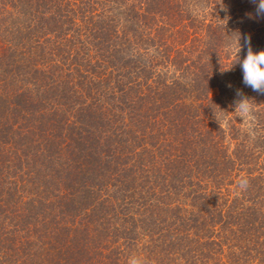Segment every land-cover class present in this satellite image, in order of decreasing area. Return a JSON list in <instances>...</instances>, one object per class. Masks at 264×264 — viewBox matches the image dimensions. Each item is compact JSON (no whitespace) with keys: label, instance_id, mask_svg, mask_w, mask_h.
Masks as SVG:
<instances>
[{"label":"trees","instance_id":"trees-1","mask_svg":"<svg viewBox=\"0 0 264 264\" xmlns=\"http://www.w3.org/2000/svg\"><path fill=\"white\" fill-rule=\"evenodd\" d=\"M222 5L0 0V264H264V17Z\"/></svg>","mask_w":264,"mask_h":264},{"label":"clouds","instance_id":"clouds-1","mask_svg":"<svg viewBox=\"0 0 264 264\" xmlns=\"http://www.w3.org/2000/svg\"><path fill=\"white\" fill-rule=\"evenodd\" d=\"M251 2L255 5L256 16L264 17V0H251ZM237 34L235 40L236 60L233 65L237 63L240 65L245 86L250 87L259 94H264V50L254 52L250 43V37L247 35L243 37L244 43L242 45L241 36L239 33ZM242 47L246 48V55L243 59H240L239 53ZM236 96L238 98L234 100V111H238L240 116L246 120H253L254 111L251 103L252 100L245 96L240 90H237ZM239 186L241 189H246L248 186L247 180H242ZM128 264H144V261L140 257L132 256L129 258Z\"/></svg>","mask_w":264,"mask_h":264}]
</instances>
